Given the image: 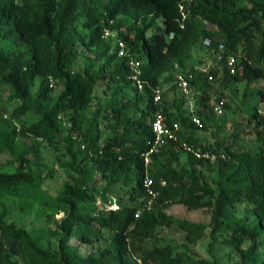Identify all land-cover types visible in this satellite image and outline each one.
<instances>
[{"label": "trees", "instance_id": "obj_1", "mask_svg": "<svg viewBox=\"0 0 264 264\" xmlns=\"http://www.w3.org/2000/svg\"><path fill=\"white\" fill-rule=\"evenodd\" d=\"M243 1L193 0L184 3L182 20L181 0H0V39L14 47L10 51L0 48V88L9 89L18 104L5 119L9 131L0 133V152L8 149L14 138L28 136L57 150L59 115L71 114L68 120L71 133L83 129V112L91 102L93 86L107 78L118 85L125 82L121 89L131 85L137 95L135 102L144 99L146 113L133 120L132 129L138 135L134 140L115 132L99 142L97 131L94 133L89 126L82 130L81 141L68 137L69 142L77 144L85 168L80 169L78 177L71 175L79 188H66L51 205L55 211H63L64 217L58 222L61 239L50 254L31 247L23 230L4 222L9 210L3 196L35 197L34 189L44 178L30 168L29 155L34 152L18 153L14 161L17 165L11 172L0 169V264H130L126 256L138 252L136 240L142 242L154 236L157 224L175 227L191 242L202 237L204 225L177 220L163 212L173 204H182L190 210L210 208L212 236L215 238L220 225L225 223L231 229V237L220 239L221 243L236 251L238 264H256V252L264 246V0H249V7L240 6ZM80 16L83 21L78 19ZM201 21L220 33L224 55L237 59L236 73L229 75L223 67L225 76L248 85L259 84L256 96L263 110L255 108L250 114L259 142L256 152L240 156L226 148L218 152L185 134L186 129L197 128L191 122L192 116L199 118L201 128H205L204 117L214 115L207 77L215 79L220 69L212 65L204 73L187 68L199 39H213L208 32L199 31ZM125 23L126 33L122 31ZM75 26L86 29L87 36L77 33ZM104 30L116 33L113 44L102 37ZM116 39L125 42L127 56L117 57ZM212 45L216 47V42ZM79 46L97 49L93 62H99V67L95 72L88 68L82 72L71 70ZM130 58L141 62L140 78L146 82L141 91L130 79ZM186 70L192 75L190 92L197 91L199 96L194 111L189 112L179 107L184 100L180 94L174 112L168 105L167 94L179 92L173 83L174 74ZM36 81L38 86L33 94ZM160 82L167 88L161 103L154 105L150 86ZM55 83L63 89L51 99ZM128 104H109L107 110L125 127L130 122L123 114ZM155 111L164 115L166 123L179 124V142L208 157L196 158L179 148L177 142H169L158 153L151 154L146 165L144 155L149 149L150 119ZM29 112L36 114L37 120L17 129L14 122ZM176 147L186 153L184 167L176 166L179 156ZM92 174L102 181V189L81 192L82 184ZM146 179L151 181L148 187L144 185ZM111 192L121 194L126 201L119 200L112 208ZM97 198L109 206L97 208ZM237 207L244 211L240 219L232 217ZM249 215L255 217L253 226L248 225ZM102 230L109 232V247L98 258L81 259L77 255L80 245L99 241ZM244 242L248 244L242 248ZM12 257L16 259L11 261ZM140 261V264H204L175 252L169 245H155L143 251Z\"/></svg>", "mask_w": 264, "mask_h": 264}, {"label": "rangeland", "instance_id": "obj_2", "mask_svg": "<svg viewBox=\"0 0 264 264\" xmlns=\"http://www.w3.org/2000/svg\"><path fill=\"white\" fill-rule=\"evenodd\" d=\"M249 0H244L240 6H248ZM83 21L82 16L78 18ZM161 25V21L159 20ZM76 27L79 34L87 36L88 31L81 27ZM199 31L208 32L213 36L211 40L201 37L198 43L194 46L191 59L187 68H197L209 70L213 63V56L216 50L221 46L225 48L224 40L220 33L216 31L208 23L201 21ZM124 33L128 32V27L122 28ZM116 35L112 33L111 38L107 37V41L113 44L112 37ZM216 42V47H213L212 42ZM0 48L5 51H10L14 47L10 43L3 42L0 39ZM16 49V48H15ZM78 53L75 57L71 70L82 72L86 68L92 73L99 67V62L94 63L97 49H83L79 46ZM110 54V53H109ZM108 54V55H109ZM125 82L120 81L119 85L107 78L103 81L96 82L93 86L91 102L86 106L83 116V129L86 126L92 128L94 133L97 131L99 136L98 141L101 142L105 138L110 137L115 132L125 135L127 138L134 140L138 137L135 130L133 120L145 115V101L142 98L136 101V93L130 89L131 85L124 88ZM163 85H166L162 83ZM38 81L35 82L32 88L34 94L37 90ZM167 87V86H166ZM259 87L258 82L248 85L245 81H233L225 76L222 70H219L218 75L211 83V97L221 96L226 101V109L222 116L208 115L205 118V128L186 129L185 134L194 138L198 144L211 147L218 152H222L224 148L240 156L244 153L256 152L259 149V142L256 140L253 123L250 120V114L255 108L263 110V106L259 103L256 96V89ZM62 86L55 83L54 89L51 92V99L54 98L61 90ZM179 92H169L167 94L168 105L175 112L178 109ZM191 100L183 98V104L179 107L187 109L189 112L194 111L195 99L199 96L197 91L190 92ZM114 103H129L123 110L124 116L130 121L127 127L123 122L118 121L113 117V114L107 112L108 105ZM18 104L11 98V92L6 87L0 88V133L8 129L5 119ZM98 111H102L99 114ZM178 111V110H177ZM97 114V116L95 115ZM108 115V116H107ZM71 114H60L61 125L56 140L57 150L48 146L44 141L34 139L32 137H16L10 144L9 148L4 152H0V169L3 172H11L17 163H14L18 153L22 150L33 151L29 155L30 168L36 173H42L43 180L39 182L34 189L35 197H23L11 194H5L2 198L7 205L9 214L4 219L8 225L14 226L16 229L23 230L29 240L31 247L37 248L43 253H52L53 248L58 245L60 238V228L58 222L64 217L63 211H55L51 207L54 204L56 197L60 192L67 189L76 190L77 183L75 177L81 175V168H85L82 162V154L77 148V144L69 142L67 139L71 135L77 141H81V133L83 129L70 132L71 124L68 120ZM96 116V119H95ZM107 116V118H106ZM37 115L28 113L20 120L14 122L17 129L22 124L28 125L37 120ZM114 125H117L116 127ZM151 136V134H150ZM177 148V147H176ZM177 167L186 165V153L179 150ZM213 159V158H211ZM145 162L146 165L150 162V157ZM206 171V170H205ZM207 172V171H206ZM70 175V176H69ZM73 175V177L71 176ZM83 180H85L83 178ZM102 181L96 174H92L90 180L82 184L81 192H98L102 189ZM113 197L112 208H115V202L126 201V198L121 194L111 192ZM95 205L102 209L108 207L109 204L97 198ZM167 215L172 216L177 220L188 221L195 224L204 225V235L196 241L191 242L187 239L184 232L175 227L157 224L154 236L145 238L142 242L136 240L137 253H132L126 256V261L130 264H140V256L142 252L151 249L155 245H169L175 252L185 253L192 260H202L204 264H238L239 256L236 251L221 243L220 239L231 237V229L225 224L220 225L219 232L212 236V210L210 208L190 210L182 204H173L163 210ZM244 211L237 207L232 211L234 219H240ZM139 213V212H138ZM255 217L249 215L247 221L249 226L255 224ZM99 241H95L91 245H80L77 255L81 259H88L90 256L98 258L104 249L110 245L109 232L102 230ZM248 242H244L241 247L245 248ZM256 264H264V246H260L257 250ZM16 257H12L14 261Z\"/></svg>", "mask_w": 264, "mask_h": 264}, {"label": "built area", "instance_id": "obj_3", "mask_svg": "<svg viewBox=\"0 0 264 264\" xmlns=\"http://www.w3.org/2000/svg\"><path fill=\"white\" fill-rule=\"evenodd\" d=\"M193 0H181L180 3V11L182 14V20L185 18L184 14V3L192 2ZM112 35V32L109 30H104L103 38H107ZM115 49L117 52V57L127 56L126 52V44L122 39H116L115 41ZM213 65H217V68L222 70L223 67L226 68L229 75H234L237 71V59L233 55H224V47H219L213 56ZM141 62L134 58H130L128 61V68L131 72L130 79H132L138 89L141 91L143 89L145 81L141 80V70H140ZM195 71L207 73V70L194 68ZM192 75L190 71H177L174 74L173 83L176 85L179 93L188 100H191L190 96V86L189 81ZM208 82L212 83L214 78L211 75L207 77ZM152 101L154 105H158L161 103L162 93L167 88L166 85H163L161 82L155 86H150ZM226 104L225 99L218 97L216 95L212 96L210 99V105L212 112L215 116H222L224 113V106ZM191 122L198 128L202 127V123L199 118L196 116H192ZM180 130V126L177 122L166 123L164 115L155 111L152 114L150 119V133H151V141L149 143V149L144 155V162H147L148 157H150L153 153H158L165 145L169 142H177L179 144V148L182 150L191 153L196 158L200 157H208L207 155L201 154L199 150H195L192 146L187 143L178 140V132ZM151 181L146 179L144 181V185L148 187Z\"/></svg>", "mask_w": 264, "mask_h": 264}]
</instances>
